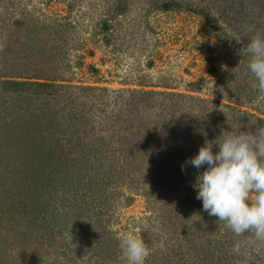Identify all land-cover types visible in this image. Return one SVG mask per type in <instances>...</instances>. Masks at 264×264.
Segmentation results:
<instances>
[{"label": "rangeland", "instance_id": "rangeland-1", "mask_svg": "<svg viewBox=\"0 0 264 264\" xmlns=\"http://www.w3.org/2000/svg\"><path fill=\"white\" fill-rule=\"evenodd\" d=\"M250 26L264 0H0V80L43 82L0 81V264H124L128 231L145 264L243 260L181 165L261 126Z\"/></svg>", "mask_w": 264, "mask_h": 264}, {"label": "clouds", "instance_id": "clouds-1", "mask_svg": "<svg viewBox=\"0 0 264 264\" xmlns=\"http://www.w3.org/2000/svg\"><path fill=\"white\" fill-rule=\"evenodd\" d=\"M252 33L244 47L247 72L254 76V89L264 94V29L250 26ZM237 43L241 42L235 37ZM2 50V45H0ZM242 125L222 130L205 139L198 153L181 165L196 169L207 166L196 179V198L202 210L217 217L234 237L232 253L244 257L238 264H250L264 256V125L241 130ZM216 148V151L213 149ZM120 259L124 264H145L150 249L134 231L119 238Z\"/></svg>", "mask_w": 264, "mask_h": 264}, {"label": "trees", "instance_id": "trees-1", "mask_svg": "<svg viewBox=\"0 0 264 264\" xmlns=\"http://www.w3.org/2000/svg\"><path fill=\"white\" fill-rule=\"evenodd\" d=\"M240 2V0H238V3ZM1 81V83L2 84H6V83H9V84H12L13 85V89H18V86H21V85H23V84H25V83H28V84H36V85H42L41 83H43V82H38V81H26V80H15V79H1L0 80ZM259 122H260V124L262 125H264V119L263 118H256ZM6 123L8 124V125H10V122L9 121H6ZM13 154H12V152H7V153H3L2 155H1V153H0V160L2 159V158H4V156H8V157H11ZM15 155V154H14ZM7 159V158H6Z\"/></svg>", "mask_w": 264, "mask_h": 264}]
</instances>
